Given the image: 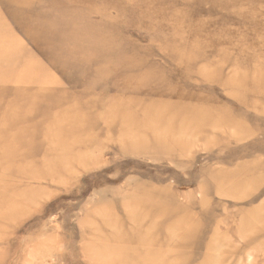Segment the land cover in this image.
I'll return each instance as SVG.
<instances>
[{
    "label": "rangeland",
    "instance_id": "rangeland-1",
    "mask_svg": "<svg viewBox=\"0 0 264 264\" xmlns=\"http://www.w3.org/2000/svg\"><path fill=\"white\" fill-rule=\"evenodd\" d=\"M0 264H264V0H0Z\"/></svg>",
    "mask_w": 264,
    "mask_h": 264
}]
</instances>
